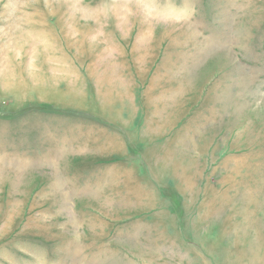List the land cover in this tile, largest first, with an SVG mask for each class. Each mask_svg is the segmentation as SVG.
Listing matches in <instances>:
<instances>
[{
    "label": "rangeland",
    "instance_id": "obj_1",
    "mask_svg": "<svg viewBox=\"0 0 264 264\" xmlns=\"http://www.w3.org/2000/svg\"><path fill=\"white\" fill-rule=\"evenodd\" d=\"M263 254L264 0H0V264Z\"/></svg>",
    "mask_w": 264,
    "mask_h": 264
},
{
    "label": "bare ground",
    "instance_id": "obj_2",
    "mask_svg": "<svg viewBox=\"0 0 264 264\" xmlns=\"http://www.w3.org/2000/svg\"><path fill=\"white\" fill-rule=\"evenodd\" d=\"M243 215H244V212H243ZM244 217H245V215H244ZM242 221V220H241ZM243 221H245V220H243ZM238 255L236 254V255H234V257H237ZM263 256V258L262 259H260V261L259 262H256V259L258 260V258H254V257H252V258H254L252 261H249L247 264H264V254L262 255ZM238 260L240 261V257L238 258Z\"/></svg>",
    "mask_w": 264,
    "mask_h": 264
}]
</instances>
